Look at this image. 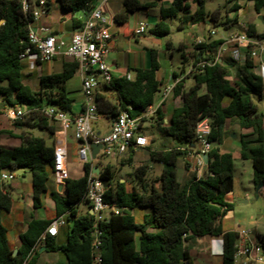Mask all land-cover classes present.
<instances>
[{"label": "trees", "instance_id": "16d2710c", "mask_svg": "<svg viewBox=\"0 0 264 264\" xmlns=\"http://www.w3.org/2000/svg\"><path fill=\"white\" fill-rule=\"evenodd\" d=\"M93 0H58L63 15L80 14L73 18L78 28L84 25L85 17L92 11ZM160 0H124V9L115 15V21L125 23L129 15L142 9L159 6ZM198 3L193 21H205L203 0ZM253 2L260 14L264 0ZM189 0H174L170 8H160V20L150 30L157 37L170 35L169 20L180 12L190 10ZM50 3L47 2V8ZM239 6L234 10L238 11ZM215 13L213 15L216 18ZM217 19V18H216ZM0 111L7 107L24 108L30 114L14 122L17 128L48 130L53 136L58 123L49 120L44 110L49 106L72 113V102L65 84L72 79L78 64L63 62V71L40 77V89L33 90L26 85L23 74V60L20 55L31 46L29 28L33 22L31 15L24 13L19 0H0ZM237 23V16L226 21L224 26ZM249 34L259 38L254 25L249 26ZM222 41L208 45H197L202 52L217 48ZM196 58V62L203 59ZM207 56L204 59H209ZM256 62L246 56L241 62L224 60L203 71L188 74L194 84L183 90L184 81L174 89V96H180L183 104L174 108L168 122L160 106L156 111L159 125L157 131L170 143L162 144L160 150H150L151 161L162 164L163 170L157 180L148 182L149 168L141 165L135 168L140 189L128 191L126 182L115 178L110 164L99 167L98 176L107 186L105 202L121 208V212L95 224V216L90 212L81 213L78 206L86 202L88 177L95 167V161L84 162V174L78 179H67L66 193H53L56 216H64L68 224L66 241L55 244V237L42 236L50 226L47 220H32L26 231L20 235L21 246L13 255L8 229L2 223L1 214L9 212L13 198L0 181V264H39L41 248L44 252H58L60 259L55 264H195L188 245L203 236L219 237L222 244V264H235L236 232H224L219 224L234 205L227 202V195L234 188V156L221 152L219 145L227 135L228 121L236 124L239 133L232 131L240 143L242 159L252 161L253 183L255 187L264 181V113L255 98L264 97V80L256 73ZM160 68L157 51L151 50L150 66L135 69V77H113L109 83H102L95 101L101 115L114 119L120 112L140 116L156 101L162 82L157 78ZM185 70L182 69L181 73ZM173 73V77H177ZM208 118L211 124L210 142L215 145L208 153L206 172L201 178L193 174L188 180L179 181L177 162L196 150L195 130L199 121ZM146 121V119H145ZM21 145L6 148L0 142V172L2 170H26L31 174L33 203L35 208L42 204V195L47 191L54 170V146L47 144L43 137L23 131L17 136ZM98 158V156H97ZM96 158V159H97ZM132 158L128 163H132ZM125 164V162H124ZM158 183V187L156 184ZM149 208L140 223L132 211ZM264 252V234L256 240Z\"/></svg>", "mask_w": 264, "mask_h": 264}, {"label": "built area", "instance_id": "2783aa9c", "mask_svg": "<svg viewBox=\"0 0 264 264\" xmlns=\"http://www.w3.org/2000/svg\"><path fill=\"white\" fill-rule=\"evenodd\" d=\"M22 10L32 16L33 22L29 28V40L31 46L21 55L20 59L27 58L35 61H53L57 57L71 59L78 64V71L82 80V93L85 97L83 110L79 114H72L49 106L44 110V115L52 121L59 124L61 132L66 135L69 129L73 133L71 138L79 144L77 154L81 161L91 160L92 144H101L98 153L103 154L112 160H121L127 158L130 152L149 148L152 138L145 132V119L155 115L157 106L150 105L140 116H131L127 111L120 112L113 120L110 130L107 133L97 132L95 123L98 121V108L95 97L102 83L112 81L114 74L107 62L108 43L112 38L109 28L105 25V17L100 7H95L88 15V20L84 25L75 30L69 41L57 40L51 35L46 27L35 29L33 24L46 13L47 0H19ZM106 2L107 0H102ZM150 26L147 23H140L135 29V36L144 35L149 31ZM216 32L211 31L214 36ZM205 38H198L196 45H205ZM230 49V59L235 62H241L243 58H249L257 61L256 73L264 80V37L251 36L249 27L240 24V31L231 33L219 46L214 56L209 59H201L196 62L188 74H195L203 71L208 66H214L223 61V54ZM128 80L132 79L131 74H127ZM175 85L170 84L163 90L161 105L173 92ZM158 105V106H159ZM27 110L19 107H7L4 115L15 122L22 119ZM211 124L208 118L198 122L195 130V139L197 150L192 152L191 168L197 178L204 176L206 172V163L204 156L213 147L210 142ZM97 155V156H98ZM69 150L62 141H57L54 145V170L56 181L63 185L69 178L67 169ZM14 174L9 170L0 172V181H12ZM86 201L95 216V224L108 218L111 214L118 215L122 210L117 206H111L105 202L104 196L107 192V186L99 178L94 169L88 177ZM65 224L63 216L57 217L47 228L42 240L46 235L56 237L59 228ZM235 263L240 264H264V252L261 245L252 238L251 232L246 229H239L237 232ZM26 264V263H24Z\"/></svg>", "mask_w": 264, "mask_h": 264}, {"label": "crops", "instance_id": "0c3cea01", "mask_svg": "<svg viewBox=\"0 0 264 264\" xmlns=\"http://www.w3.org/2000/svg\"><path fill=\"white\" fill-rule=\"evenodd\" d=\"M32 1L37 2L38 0H32ZM123 1L124 0H107L106 2H103L102 0H93L92 3L94 5V8L100 7L101 10L103 11V14L105 17V25L109 28L110 33L112 35V38L108 43L107 62L108 63L111 62L110 66H111V69L113 71L114 77H125L127 74H131L132 79H133L135 77V72H134L135 69L148 68L150 66L151 50L157 51L156 48L150 47V41H152V39L159 38V37L153 35L150 32V30L160 20V8L161 7L162 8H170L173 5L174 0H160L158 7L149 8V9H142V10L135 12L136 14L142 16V19H139L138 23L135 26L130 25L129 18L125 23H122V24H119L115 21V15L118 13H121L124 9ZM47 2L50 3V6L47 8L46 13L43 16H41V18L37 22H35L33 24L34 28L38 29L40 27H46L49 29L51 35L56 37L57 40H65L68 42L71 34L75 30L78 29V27H76L74 25L73 18H75V17L81 18L80 14L63 15L61 12V6H60V3L58 2V0H47ZM203 2H204V8H205V0H203ZM188 3L190 5V9H192L193 6H195V11H197L198 3H196L194 0H189ZM236 6L240 7L241 5L239 3L231 2V0H229L227 2L226 7L228 8L229 16L226 19V21H230L235 16H237V23L236 24L230 23L229 25L224 26L225 27V34H223L219 37L210 38V39L205 38L207 41V43L205 45H208V44H211V43H214L217 41L223 42L231 33H233L232 32L233 26L237 25L240 27V24H244L240 20L241 9H239L238 11L234 10V8ZM149 16L154 17V23L151 26L149 25L150 26L149 31H147L144 35L135 36V34H134L135 29L140 25V23H147L148 20L145 19L144 17L148 18ZM85 21H86V19H84V23H85ZM184 23L185 22H182V24H181L182 27L184 26ZM259 34H261V33H259ZM148 35H150L151 38H148ZM120 37L127 38V41H129V43L132 42V40H136L137 42L142 43L143 41L141 39L144 38L145 39L144 40V49H145L144 50L145 51L144 61L138 60L136 57L133 58L132 61L128 58V59L124 60L125 63L127 64L128 69L124 70L121 67L120 63H118V61H116V59L111 60L109 57L110 54H113V53L116 54V53H119L121 51L120 48L118 47V45L116 44V39H118ZM198 38H204V37H198ZM182 47L185 48L186 46L183 45ZM196 47H197V45H196ZM218 48H219V46L217 48L212 49V50L211 49L205 50V52H202L201 55H200L201 49L198 48L199 50L195 51V54L192 56V57H194L195 60H194V63L191 64L190 69L195 64L196 58L199 55L202 56V58H206L207 56L212 57V56H214V54L216 53ZM205 53H206V56H205ZM183 58H184V60H186L185 55H183ZM229 59H230V49L223 54V60H224L225 64H226V60H229ZM72 61L73 60L67 59L64 57H57L53 61H48V62L47 61H45V62L35 61L34 59L27 58V59L23 60V62H22L23 74L25 76L23 82L26 85L31 87L29 82H31L34 78H36L39 85L37 87H35V85H34V87H31V88L35 91H38L40 89V81L39 80H40L41 76L60 74L63 71V62H72ZM255 62L257 64L256 60H255ZM130 68H133V74L129 72ZM182 69L185 70V68H182ZM182 69L177 70L180 72H177L176 70H174L168 76V83L166 85L163 86V83H162L161 89L159 91L161 95L157 96V94H156V101L153 104V105L157 106V109L163 105L161 107V109H162V112L165 114V122L166 123L168 122V119L171 116L173 109L181 107L183 104V101H182L180 96H176V97L174 96V90H173V92L169 95V97L161 105H159L164 88L170 84H173L176 87V85L178 83H180L181 81H184V84H183L184 86L182 89L188 90L194 84V80L192 78V81H191V84L189 85V87L186 86L187 82L190 79L186 80L187 78L185 79V76L188 75V72L190 70L189 71L185 70L184 73H181ZM174 72H176L178 74L177 77H173ZM75 75H79V77L81 79L78 68L76 69V71L74 73V76ZM188 78H191V77H188ZM32 84H34V82ZM65 86H66V84H65ZM175 87H174V89H175ZM80 91L82 94V80H81ZM172 98L174 99L173 104H172V102H170ZM263 99H264V97H263ZM4 110H2V112L0 111V117L5 116ZM82 110H83V105L80 108H78L76 106H73V103H72V114H74V115L79 114L80 112H82ZM263 113H264V111H263ZM155 115H156V113H155ZM113 120L114 119L109 120L108 124L105 125L107 128V132L110 130V127H111ZM10 124L12 125L13 129L6 128L3 126L0 127V142H1L2 146L6 147V148L13 149V148H17L21 145V140L19 138H17V136L20 135L25 129L17 128L11 122H10ZM57 125H58V127H57L54 135L52 136L53 144L50 146H54L56 144V142L59 140L62 141L67 146V148L69 150V157H68V163H69L70 148H71V144L69 143V140H68L69 135H68V132L66 133V135L63 134V132H61V130H60L59 124H57ZM231 125H232L231 122L228 121L226 126H225V131L227 133H228V131L232 130ZM96 126H95V130L97 132L104 133V131H103L104 128L100 129V128H96ZM146 129H147V124L145 123V132L148 134ZM20 131H22V132H20ZM248 132L249 131H246V130H244V131L239 130V133L246 134ZM230 134H231L230 135L231 139L229 140L228 138L225 137L222 144H221L222 148L220 147V150H221V152H230V153H232L230 151V150H232L237 155H240V143L236 139L237 137H235V138L233 137L234 132H231ZM148 135L151 136V134H148ZM151 138L153 140V136H151ZM151 143H152V141H151ZM213 146H215V145H213ZM223 146H225L226 148ZM197 149L198 148L196 146V150ZM150 150H154V149H152L151 145L149 148L139 149V150L130 152L128 154L127 158H123V159L117 160V161L110 159V161H113L116 164L119 163L123 166L126 163H128L127 161L129 158H132L131 160L133 163V158L136 154L143 153V156L141 157V155H140V158L144 159V157H145L144 153H149ZM227 150H229V151H227ZM232 154L235 158L234 153H232ZM187 159H188V161L191 162L192 156L189 155V157ZM94 161H95L94 165L96 167L97 166L96 165L97 164L96 159ZM81 162H82L81 173H77L76 170H69V166L67 164V169H68L70 178L78 179V178L83 176V174H84V167H83L84 162L83 161H81ZM124 162H125V164H124ZM99 165L101 168V164H99ZM138 165H147V162L144 160H141V161H139ZM147 166L149 169L153 168L152 165H147ZM177 167H178V162H177ZM162 170H163V166H162V169L160 170V175L162 173ZM17 172L21 173L23 180L17 178V175H16ZM190 172H193L192 168H190L187 173L189 174ZM12 173L14 174L15 177L11 182H16L17 184L12 185V186L10 185L9 187H6L5 182H3V183H4L7 191L10 192L12 198H13L14 193L16 191L18 192L19 199H21L20 204H23V208H21V209L15 208V206H14L15 201L13 198V206H12L11 210L9 212H3L1 214V220H2V223L4 225H5L4 222H6V224H10L11 228H13V230H14V242L11 243L10 242V235H9L10 229H8L7 225H5L6 228L8 229V238H9V242H10L12 248L14 250H18L19 247L21 246L20 235L26 231L29 223L32 220H34V219L47 220V221L52 223L57 218L56 211H55V204H54V201L52 199L53 193H59L61 195H65L66 186L63 185L62 190H60L61 184H59L56 181V176L52 172L51 180L48 184V189L42 195V204L39 208H35L34 203H33L34 202L33 201V186H32L31 174L29 172H27L26 170H14ZM121 182H124V180H121ZM25 186H26V189L24 191H22L21 188H23ZM235 188H236V184H235V178H234L233 191L227 195V199H226L228 203H231L233 205H234V203H233V200L231 198V195L235 191ZM256 195H257L256 199L258 202V217L252 216L250 218V221L248 222L250 225V228L241 227L239 225L240 219H238V221L235 222L233 229L226 230L223 228L222 221L219 220V224H220V226L224 232H229V231L237 232L239 229H246V230H249L251 232V236L254 240H258L259 236L264 234V186H263V188L260 189V191L258 193L256 192ZM239 196L241 199L239 201V203H241V204L242 203H248V201L250 200V194H248V193L240 192ZM46 200H52L53 206L47 207L45 205ZM42 208L46 209V211L48 213L47 217L39 216L38 209H42ZM78 209H79V207H78ZM79 211L81 213L90 212L92 214L91 208H90L87 201L85 202V209L84 210L79 209ZM235 211H236V208L234 205L233 210L227 212V214L233 213ZM18 212H21L22 215ZM149 213L150 212H145L143 214V216L146 214H149ZM64 219H65V224L59 228L58 235L54 238L55 244L57 246L63 244L67 239V234H68L69 228H68V224L66 223L65 217H64ZM222 244H223V242L219 237L207 235V236L196 238L192 243H189L188 249H189L191 256L193 257L195 264H213V257L222 255V251H223ZM44 251H45V248H44V250H42V248L40 249V253H42V255L40 257L39 264H55L60 259V255L58 252H44ZM235 264H240V263H235Z\"/></svg>", "mask_w": 264, "mask_h": 264}, {"label": "rangeland", "instance_id": "374dc122", "mask_svg": "<svg viewBox=\"0 0 264 264\" xmlns=\"http://www.w3.org/2000/svg\"><path fill=\"white\" fill-rule=\"evenodd\" d=\"M229 0H205V12H206V19L205 21H201L199 23H196L193 21L195 16V6H193L192 9L185 12H180L179 15L173 19H170L169 25L171 28V33L167 37L163 38H155L150 41V47L156 48L157 54H158V60L160 64V68L157 72V78L163 83V86L168 83V76L174 71L179 70L182 68H185L186 71L190 70L191 64L194 63V57H192L195 54V51L199 50L196 47V41L198 37H204L207 39L210 38H216L223 34H225V27L224 23L226 19L229 16L228 8L226 7L227 2ZM233 3H239L241 12H240V20L242 23L246 24L248 27L250 25H254L256 28L257 33H263L264 32V24L259 19V16H264V9L261 11L260 14H257L253 5V2L247 1V0H231ZM216 14V18L213 17V15ZM147 19L148 25H153L154 23V17L149 16ZM143 18V19H144ZM139 19H142V16L132 13L129 15V23L131 26H135ZM182 22L184 23V26L182 27ZM211 31L216 32L214 36H210ZM240 31L239 26H233L232 32ZM148 38H151L150 35H148ZM143 42H137L136 40H132V42L129 43L127 41V38L120 37L116 39V44L120 48V52L116 54H110V59H116L118 63H120L121 67L125 70L128 69L127 64L124 60L130 59L131 61L133 58H137L138 60L144 61L145 59V49H144V38L141 39ZM185 45L186 47L183 48L182 46ZM169 46V47H168ZM110 51V50H109ZM130 51V52H129ZM111 52V51H110ZM183 55L186 56V60H184ZM206 56V53H205ZM109 66L111 65V62L108 63ZM111 67V66H110ZM129 72L133 74V68L129 69ZM180 72V71H177ZM191 78H188V75L185 76V79H190L186 86L189 87L192 81V75H190ZM34 82V84H32ZM31 87H37L39 85L36 78H34L31 82H29ZM66 90L68 92V96L70 99L73 100V106H76L80 108L84 102L85 97L83 93L81 94V79L79 75H75L71 80H69L66 83ZM160 92L157 93V96H160ZM174 99L172 98L170 102L173 104ZM256 103L259 106V109L263 112L264 111V99L259 100L258 98H255ZM30 114L27 112L24 116L29 117ZM23 118V119H24ZM22 119V120H23ZM110 119L105 117L104 115L99 114L98 115V121L95 123L96 128L103 129L104 133H107V128L105 125L108 124V121ZM10 120L6 118L5 116L0 117V127H6L13 129L12 125L10 124ZM14 125V122H11ZM147 124V132L148 134H151L153 136V140L151 143V147L154 150H160L162 147V144L168 145V147L171 146V143L165 139L158 131L157 127L162 126L159 125L158 120L156 118V115L147 118L146 120ZM105 126V127H104ZM232 130L228 131L230 134L232 131L239 132V127L236 124L231 125ZM25 129L24 131L30 132L31 134L39 137H43L46 139L48 145L53 144V138L52 135L49 133L48 130H41V129ZM22 132V131H20ZM72 129L68 130L69 135V143L71 144L70 148V158H69V170H76L77 173H81L82 171V162L77 154V150L79 147V144L76 140L72 139ZM235 135V134H234ZM230 135H227L226 138L229 140ZM221 147V144L219 145ZM225 147V146H223ZM222 148V147H221ZM226 148V147H225ZM224 148V149H225ZM229 151V150H227ZM232 153H234V176H235V184L236 188L233 194L231 195V198L233 200V203L235 205L236 211L233 213L226 214L220 221H222L223 228L233 229L235 222L240 219L239 225L241 227L250 228L249 221L252 216L258 217V202L256 199V187L253 183V165L252 161L248 159H242L240 155H237L234 151L230 150ZM143 156V153L136 154L133 158V163H126L125 165L116 164L113 161H110L109 158H107L103 152H100L98 155V158L96 159V162L98 164H101V168L106 167V165L110 164L115 172V178L117 180H124L126 182V186L128 191H132L134 188L140 189L139 182L137 180V177L135 175V168H137L139 164V161L144 160L147 162V165H152L153 168L149 169L148 174L146 176V180L148 182H152L154 180H157L160 176V170L162 169V165L157 162H153L150 159L149 153H144V159L140 158ZM189 156L186 158H179L178 160V167H177V176L179 181H186L191 176H193V172L187 173L189 169L191 168V163L188 161ZM17 178L23 180V177L20 172L16 173ZM52 176V173H51ZM16 182L6 181L5 185L6 187H9L10 185H16ZM158 187V183L156 184ZM26 189V186L21 188L22 191ZM248 193L250 194V200L248 203H239L240 196L239 193ZM14 198V206L15 208H23V204H20L19 194L16 191L13 195ZM45 205L47 207L53 206L52 200H46ZM80 210L85 209V202L81 203L79 206ZM145 212H150L149 208H139L136 207L132 213L136 217V220L138 223L142 221L143 214ZM21 214V212H18ZM39 216L41 217H47L48 213L45 208L38 209ZM22 215V214H21ZM7 225L10 235V242H14V230L11 228L10 224ZM41 263V262H40ZM213 264H222V257L216 256L213 257Z\"/></svg>", "mask_w": 264, "mask_h": 264}, {"label": "water", "instance_id": "95a60500", "mask_svg": "<svg viewBox=\"0 0 264 264\" xmlns=\"http://www.w3.org/2000/svg\"><path fill=\"white\" fill-rule=\"evenodd\" d=\"M88 15H89V14H88ZM88 15L85 17L86 21L88 20ZM259 19H260V20L262 21V23L264 24V16L260 15V16H259ZM3 23H4V21L1 20V21H0V25L3 24ZM233 137L235 138L236 136L233 134ZM91 147H92V151H91V160H95V159L97 158V155H98V153H99V151H100V149H101L102 146H101V144H92ZM204 161H205V163H206V165H207V164H208V156H204ZM94 172H95L96 174L99 173V168H98L97 166L94 167ZM63 185H65V186L67 185V180L64 181ZM63 185L60 186V190H62ZM263 186H264V181H263V182H260V183L257 185V187H256V192L258 193V192L260 191V189L263 188ZM92 214L94 215L93 211H92ZM42 250H44V248H42ZM17 253H18V250H15L14 253H13V255L15 256V255H17Z\"/></svg>", "mask_w": 264, "mask_h": 264}]
</instances>
